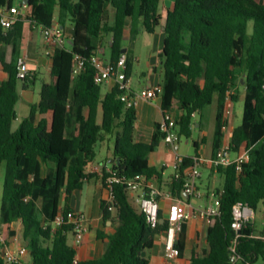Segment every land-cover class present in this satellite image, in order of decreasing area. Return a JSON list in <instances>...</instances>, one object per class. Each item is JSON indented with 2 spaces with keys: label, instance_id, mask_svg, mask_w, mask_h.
Wrapping results in <instances>:
<instances>
[{
  "label": "trees",
  "instance_id": "obj_1",
  "mask_svg": "<svg viewBox=\"0 0 264 264\" xmlns=\"http://www.w3.org/2000/svg\"><path fill=\"white\" fill-rule=\"evenodd\" d=\"M12 1L0 0V7L10 8ZM25 7V16H19L11 30L0 26V67L7 73L0 83V165L4 164L1 241L8 244L16 237L27 249L31 264H150L148 253L167 222L159 213L163 220L150 228L143 213L130 203L123 184L113 185L117 224L107 236L100 258L76 261L75 250L67 242L72 225L53 228V221L59 210L70 213L68 198L93 177L85 169L95 159V145L103 140H113L110 167L119 177H160L148 163L163 137L159 124H155L148 143L135 141L132 95L115 85L102 95L89 64L76 77L70 70L73 55L86 59L97 55V44L106 37L110 40L109 62L115 70L123 50L126 21L130 20L131 42L140 30L152 34L163 21L160 108L162 113L175 110L181 137H191L192 114L205 119L216 97V152L222 138L226 93L230 92L232 99L234 89L244 87L242 119L232 129L231 151L236 156L246 154L248 160L240 165V171L235 163L217 168L224 179L222 190L216 194L219 215L208 222V249L193 250L189 264H230L229 248L235 238L240 264L264 259V226L259 235L254 234L251 221L240 231L231 227L235 204L253 211L261 204L264 218V0H174L164 18L159 13L160 0H28ZM56 8L58 24L64 28L70 23L71 38L64 47L53 49L49 82L41 84L39 101L30 105L28 115L12 130L18 84L26 86L33 81L28 74L23 80L16 77L23 22L48 27ZM126 64L128 76V56ZM190 164L185 157L183 167ZM206 167L213 169L210 164ZM172 184L174 194L183 199L181 180L173 179ZM101 212L103 220H112L113 212L107 210L104 201ZM103 237L97 233L98 241ZM175 247L181 258L184 224ZM0 264H7L1 252Z\"/></svg>",
  "mask_w": 264,
  "mask_h": 264
},
{
  "label": "crops",
  "instance_id": "obj_2",
  "mask_svg": "<svg viewBox=\"0 0 264 264\" xmlns=\"http://www.w3.org/2000/svg\"><path fill=\"white\" fill-rule=\"evenodd\" d=\"M25 0H13L12 7H17L19 13L22 18L25 16L27 9L24 5ZM174 0H160V9L159 13L164 18V15L168 10L171 9ZM112 14V13H111ZM58 9L56 8L54 11V20L57 22ZM67 34V43L69 42L72 34V27L70 23H66L63 28ZM125 39L123 41V50L130 59L135 60L139 64V58L135 57L134 51H132V56L130 57V49L124 45V42L129 41V29H130V20L126 21L125 28ZM42 27L32 24L31 22L24 20L22 27V35L19 41V55H26L28 62V75L34 80L37 75L45 74L42 83L49 82V73L51 68V56L53 53V49L49 47L42 37ZM143 30H140L137 34L135 40L133 41L134 46L136 42L139 40V36L145 34ZM148 34V33H146ZM151 37L150 44V55L147 60L146 74L141 73L142 79L139 80L137 76L136 83L134 82L132 76V68L130 65L129 75L127 76V84L130 90L134 93L140 91L141 89H149L153 86L160 84L163 78V69L160 61V53L162 50L163 39H164V27L163 21H161L160 26L155 30L154 33L149 34ZM93 44H96L93 41ZM110 40L109 37L103 39L99 44H97L98 52L97 56L101 57L100 54L104 51L105 47L109 48ZM135 72V71H134ZM7 78V73L2 70L0 67V83ZM243 83V79H241V85ZM20 84V83H19ZM18 84V87H19ZM114 86L113 81H109L105 84L101 85V94L110 91ZM17 87V90H18ZM41 88V86H40ZM20 92L18 90L19 98L23 96L24 100L27 98V92L29 90V85L27 83L26 86L22 83L19 87ZM40 93V89H39ZM233 97L230 99V109L231 113L229 116V125L232 119L233 111L235 108V103H242L244 99V87L241 86L239 88L234 89ZM18 98V101H19ZM22 98V99H23ZM17 101V103H18ZM39 101H32L30 98H27L24 102L27 104L28 112L31 104H36ZM15 105V111L16 106ZM226 105V104H225ZM136 110V121H135V129H134V138L135 141L148 143L151 140V137L154 132L155 124H158L161 117L162 111L160 108V98H155L150 101H139L138 105L135 107ZM27 112V115H28ZM26 115V116H27ZM26 116H22L19 119L16 115L15 121H18V125L20 121ZM216 116H217V98L213 100L212 104L209 106L208 113L205 119L199 120L198 114L194 113L192 116L193 130L198 133L197 141L192 142V147L194 154L193 155H185L181 154L183 157H192L198 156L202 159L209 160L211 159L215 151L213 149V137L216 125ZM17 125V126H18ZM231 130L235 128L233 125H230ZM100 145H106V160L107 163H103L97 165L96 160L94 159L91 164L94 166H98L99 168H104L106 166L110 167V160H112V146L113 140H103L99 142ZM194 144L197 145V148H194ZM96 157V156H95ZM236 155L232 154V158H235ZM173 160V156L171 152L165 147L162 140L159 145L155 148V150L150 153L148 157V163L150 166L154 167L160 172V177H153L152 183L154 188L157 190L158 195L156 196V200L159 204V213L162 218L166 219L167 210L169 204L172 200H169L164 197V194L172 191L173 199L180 200L185 204L191 202L192 206L187 209L191 212L194 210H201L204 202L195 201L193 199H180L173 192V170L171 167V163ZM201 169H206L208 171L207 178H203L202 171L201 177L196 181V186L199 190H201L205 195L215 194L214 192H210V179L213 178L216 174V170L210 169L206 166L201 167ZM204 188V189H203ZM183 193H181L182 195ZM107 197V191L101 182L100 175L98 173L93 174V177L89 180L85 181L82 187L72 193V195L68 198L67 208L70 213L77 214L83 213L86 215L88 220V231L84 235L83 239L76 243L72 234V246L75 250V260L76 261H86V260H95L101 257L106 245H107V236L114 232V228L116 226V220L114 218V214L112 216V220H103L102 212H101V203ZM65 206V196H61L60 207L63 208ZM209 221L198 215L195 218H191L187 222H185V248L181 258L177 259H168L165 255L164 242H165V234L162 231L153 242L152 253L148 256L150 264H189V258L191 252L193 250L199 251L201 249H208L206 236ZM16 223L13 227H16ZM264 226V223H263ZM263 230V229H262ZM103 234V239L101 241L97 240V233ZM261 233V232H260ZM259 233V234H260ZM255 234V233H254ZM256 235V234H255ZM13 239V238H12ZM12 239L8 244H10V248L15 250L17 246L22 247L24 244L18 240L17 244L12 242ZM68 242V241H67ZM1 249V247H0ZM154 250V251H153ZM23 262V261H22ZM25 264H31L29 259ZM238 264V263H237Z\"/></svg>",
  "mask_w": 264,
  "mask_h": 264
},
{
  "label": "built area",
  "instance_id": "obj_3",
  "mask_svg": "<svg viewBox=\"0 0 264 264\" xmlns=\"http://www.w3.org/2000/svg\"><path fill=\"white\" fill-rule=\"evenodd\" d=\"M19 15L20 13L17 7H0V26L6 31L11 30L17 22ZM41 33L44 42L52 49L58 47L61 48L67 44V34L58 22L53 21L48 27H42ZM126 59V53L121 52L116 61V69L113 70L109 61H105L97 55H91L86 59L75 54L73 55L70 73L72 77H76L85 70L87 64L91 65L94 69L93 78L96 84L102 85L109 81H113L114 85L117 86L119 90H123L126 94L132 95L130 101L134 107L138 105L139 101H150L155 98H159L162 93L161 83L149 89H141L136 93L130 90L127 84ZM27 62L28 59L26 55H19L17 57V79H25L28 73ZM229 103L230 92L226 93V105H224L221 115L220 131L222 138L220 146L214 156L209 160L202 159L196 155L188 157L191 164L187 167H183V160L185 157L179 153V144L182 137L179 134L178 126L175 122V110H169L162 113V117L158 123L159 131L163 135L162 142L173 156L171 163L173 179L181 180V191L183 194L188 195V199L204 202L201 210H194L190 212L187 209L192 206L189 200L188 204H185L180 200L173 199L172 191L164 194L165 198L172 200L168 206L167 217L166 219L163 218L167 222V228L164 230V249L165 255L168 259L178 258V250L175 247V244L181 231V227L185 224V222L191 218L197 217L198 215L206 218L208 221L219 215L217 195H205L196 186V181L201 177V167L210 164L214 170H217L218 167H227L228 165L235 163L236 170L240 171V165L248 160L246 154L232 158V130L228 121L231 113ZM85 173H98L100 175L101 182L107 191V197L104 202L107 204L108 211H114L113 185L123 184L130 203L143 213L146 223L150 228H156L158 223L163 220L159 217V204L156 200L158 192L153 186L152 179H148L145 175H136L133 178L119 177L117 173L111 169V167L106 166L104 168H99L91 163L87 165ZM146 190L148 191L147 195L145 193ZM130 193L135 195L130 196ZM232 214L233 220L231 227L235 231H240L245 222L252 220L254 211L247 206L235 204L232 208ZM68 223L72 225V233L75 242H80L88 231V220L86 215L83 213H68L65 215L62 210H59L54 218L53 228H57ZM12 242L17 244L18 239L14 237ZM0 243L1 257L5 263L11 264L22 261L26 254L24 247L17 246L15 250H12L9 247L10 244H4L2 241ZM229 251L230 264H237L241 258L236 253V238L231 242Z\"/></svg>",
  "mask_w": 264,
  "mask_h": 264
},
{
  "label": "rangeland",
  "instance_id": "obj_4",
  "mask_svg": "<svg viewBox=\"0 0 264 264\" xmlns=\"http://www.w3.org/2000/svg\"><path fill=\"white\" fill-rule=\"evenodd\" d=\"M151 36L149 34H143L142 36H139V40L138 42H136V44L134 46L133 42L126 41L124 42V45L126 47H128L131 51L129 56H132V51H134V56L139 58V64L138 62H135V60H131L130 59V65L131 68L133 70L132 72V76L134 79V82L136 83L137 80V76L140 79H142L141 77V73L143 72L144 74H146L147 70V58L150 55V46L147 44H150V38ZM101 58L105 61H109V56H110V50L109 48L106 46L104 51L100 54ZM27 69H28V65H27ZM135 71V72H134ZM46 77L45 74L43 75H37L36 78L32 81V84L28 83L29 85V90L27 92V98H30L32 101H36L39 99V89L40 86L44 80V78ZM30 80L32 79L31 77L29 78ZM22 85V83L19 84V87ZM18 87V90L20 92V89ZM23 96H21L19 98V101L17 103L16 106V115L19 119L22 118V116H26L27 112H28V108H27V104L24 102L25 100H27V98H24ZM242 112H243V104L242 103H235V108L233 111V117L231 119L230 125H233L234 127H237L240 125L241 123V119H242ZM18 125V121H14L12 124L11 129L14 130ZM198 139V133L194 130L191 134V137L189 139H186L185 137H182L180 140V144H179V153L180 154H185V155H193L194 151H193V147H192V142L193 141H197ZM112 140V139H111ZM95 152H96V157L95 160L97 162V165L100 164H105L107 163L106 160V154H107V150H106V145L102 144L100 145L99 143H97L95 145ZM233 154V153H232ZM202 171V175L203 178H207V174L208 171L206 169H201ZM3 181H4V164L0 165V195H1V190H2V186H3ZM223 183H224V179L223 176L220 174H216L213 178L210 179V192H214L215 194H217L219 191L222 190L223 188ZM204 189V188H203ZM135 194L130 193V196H134ZM201 203V201H200ZM114 214V212H113ZM263 223H264V218H263V207L261 204H259L256 208V210L254 211V216L251 220V224L253 226V230L254 233L256 235H259V233L262 231L263 229ZM67 241L68 244L71 245L72 244V234L68 233L67 234ZM22 247L25 248V246L23 245ZM26 254L24 256V258L22 259V261L24 263L27 262L28 258V252L27 249L25 248ZM154 251V250H153ZM152 253V251L150 250L148 253V256ZM238 264H240V262H238ZM254 264H264V259L262 258H258Z\"/></svg>",
  "mask_w": 264,
  "mask_h": 264
},
{
  "label": "water",
  "instance_id": "obj_5",
  "mask_svg": "<svg viewBox=\"0 0 264 264\" xmlns=\"http://www.w3.org/2000/svg\"><path fill=\"white\" fill-rule=\"evenodd\" d=\"M27 3H28V0H25V1H24V5L26 6ZM113 161H114V160H110V163H112ZM182 196H183V198H185V199H188V198H189L187 194H182ZM142 255L144 256V253H143Z\"/></svg>",
  "mask_w": 264,
  "mask_h": 264
}]
</instances>
